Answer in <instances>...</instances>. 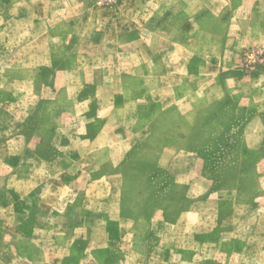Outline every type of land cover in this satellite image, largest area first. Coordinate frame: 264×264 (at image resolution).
Returning <instances> with one entry per match:
<instances>
[{
	"label": "rangeland",
	"instance_id": "374dc122",
	"mask_svg": "<svg viewBox=\"0 0 264 264\" xmlns=\"http://www.w3.org/2000/svg\"><path fill=\"white\" fill-rule=\"evenodd\" d=\"M0 264H264V0H0Z\"/></svg>",
	"mask_w": 264,
	"mask_h": 264
}]
</instances>
